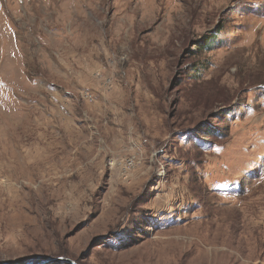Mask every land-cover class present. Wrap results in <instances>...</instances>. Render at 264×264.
<instances>
[{
    "label": "rangeland",
    "instance_id": "374dc122",
    "mask_svg": "<svg viewBox=\"0 0 264 264\" xmlns=\"http://www.w3.org/2000/svg\"><path fill=\"white\" fill-rule=\"evenodd\" d=\"M51 258L264 264V0H0V264Z\"/></svg>",
    "mask_w": 264,
    "mask_h": 264
},
{
    "label": "water",
    "instance_id": "95a60500",
    "mask_svg": "<svg viewBox=\"0 0 264 264\" xmlns=\"http://www.w3.org/2000/svg\"><path fill=\"white\" fill-rule=\"evenodd\" d=\"M57 260H62V261H66V262H68L70 264H74L71 260L64 259V258H51V259L43 260V261L36 262V263H33V264H49V263L57 261Z\"/></svg>",
    "mask_w": 264,
    "mask_h": 264
},
{
    "label": "trees",
    "instance_id": "16d2710c",
    "mask_svg": "<svg viewBox=\"0 0 264 264\" xmlns=\"http://www.w3.org/2000/svg\"><path fill=\"white\" fill-rule=\"evenodd\" d=\"M199 43H200V45L205 46L206 40H199L197 42V44H199Z\"/></svg>",
    "mask_w": 264,
    "mask_h": 264
}]
</instances>
